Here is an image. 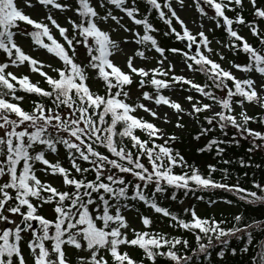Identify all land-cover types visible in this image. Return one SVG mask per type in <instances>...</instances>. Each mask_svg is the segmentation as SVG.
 <instances>
[{"label":"snow or ice","instance_id":"obj_1","mask_svg":"<svg viewBox=\"0 0 264 264\" xmlns=\"http://www.w3.org/2000/svg\"><path fill=\"white\" fill-rule=\"evenodd\" d=\"M0 264H264V0H0Z\"/></svg>","mask_w":264,"mask_h":264},{"label":"trees","instance_id":"obj_2","mask_svg":"<svg viewBox=\"0 0 264 264\" xmlns=\"http://www.w3.org/2000/svg\"><path fill=\"white\" fill-rule=\"evenodd\" d=\"M160 26L163 27L162 25H160ZM215 35H216L217 37L220 36L219 31H217V33H216ZM164 43L173 44V45H175V46L183 47V45L181 44V42H177V41H174V40H167V39H165V40H164ZM189 155H191V153H190ZM257 159L259 160L260 157H257ZM189 202L197 203L198 206L200 207L201 211H202V212L204 211V206H203V204L200 203V202H196V201H194V200H191V201H190V200H186L184 206H186ZM173 205H174L177 209H179L180 207H182V206H180L179 204H177L176 202H173Z\"/></svg>","mask_w":264,"mask_h":264},{"label":"rangeland","instance_id":"obj_3","mask_svg":"<svg viewBox=\"0 0 264 264\" xmlns=\"http://www.w3.org/2000/svg\"><path fill=\"white\" fill-rule=\"evenodd\" d=\"M183 17L186 19H192L193 18V13L192 12H186V13H181ZM190 27H195L194 25H190ZM197 79H201V77L197 76ZM34 79H38V77H34Z\"/></svg>","mask_w":264,"mask_h":264}]
</instances>
